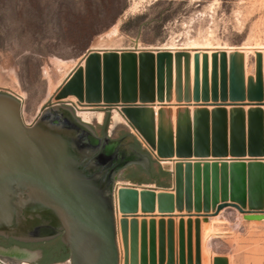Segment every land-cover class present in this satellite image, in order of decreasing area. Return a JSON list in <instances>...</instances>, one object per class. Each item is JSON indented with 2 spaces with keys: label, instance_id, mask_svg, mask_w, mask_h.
I'll return each mask as SVG.
<instances>
[{
  "label": "water",
  "instance_id": "obj_1",
  "mask_svg": "<svg viewBox=\"0 0 264 264\" xmlns=\"http://www.w3.org/2000/svg\"><path fill=\"white\" fill-rule=\"evenodd\" d=\"M137 51L142 53L139 57L135 54ZM137 51L89 49L82 57L83 61L87 60L85 68H81L82 63L78 64L71 86L68 87L67 82L73 74L62 84L60 90H63V96H74L88 103L104 101L111 104L120 100L135 102L140 95L141 102H153L156 99L157 78L158 100L163 101L166 84H171L170 55L158 50L156 60L154 50ZM101 53H105L103 60ZM118 53H122L120 57ZM221 54L225 55V52ZM237 57L235 54L232 59L237 62ZM216 61L217 56L213 66ZM238 63L239 67L243 66L242 62ZM207 70L205 62V80ZM196 73L197 86L198 70ZM204 83L203 101L207 102L210 98L207 80ZM213 94L216 103L218 97L215 92ZM54 97L28 124L24 121L23 103L18 94L0 89V237L25 244L60 238L68 250L69 264H120L117 212L133 216L137 207L134 200L129 203L121 201L120 210H117L115 185L118 176L129 167L140 166L151 173V159L131 147L135 137L110 108L105 109L109 115L102 137H99L92 127L100 130L107 113L82 114L81 118L77 113L79 108L73 102L54 103ZM230 99L242 101L244 97L231 95ZM177 100L183 102L180 97ZM185 102H191V99ZM220 105L213 104L215 108L211 114L206 108L196 111L193 135L191 128L179 130L182 131L181 142L175 160H172L173 148L164 147L169 161L176 163L174 172L165 169L160 162L163 170L171 176V188L142 187L149 198L144 201V214L154 212L153 193L157 190L175 193V196L160 195V214H173L177 210L180 213L186 211L192 217L191 214L195 213L198 218L195 222L196 264H201L200 217L203 216L206 221L226 208H235L245 221H264V111L261 107L250 108L246 126L243 108L231 109L229 119L225 106L233 104ZM138 107H126L123 113L142 131L131 118ZM245 131H249L250 135L248 145L241 135ZM109 134L114 138L126 137L112 140ZM139 147L149 153L140 144ZM245 156L251 159H242ZM136 187L130 184L125 188L135 190ZM126 218L121 222L124 264H158L154 251L155 222L150 223V260L147 222H142L144 244L140 261L138 222L133 219L129 227ZM192 223L190 219L188 264H193ZM164 225L165 222L161 221L162 239ZM172 226L173 221H169L170 253L167 264H175ZM180 232L184 240L183 220ZM183 247L184 244L180 264H186ZM34 248L38 249H29ZM38 254L41 255L38 263L42 264V253L39 251ZM159 264H164V256ZM215 264H228V261L217 258Z\"/></svg>",
  "mask_w": 264,
  "mask_h": 264
},
{
  "label": "rangeland",
  "instance_id": "obj_2",
  "mask_svg": "<svg viewBox=\"0 0 264 264\" xmlns=\"http://www.w3.org/2000/svg\"><path fill=\"white\" fill-rule=\"evenodd\" d=\"M209 44L211 47L226 48L264 47V0H0V89H9L22 96L23 118L26 123L30 124L35 120L40 108L52 97L50 94L56 92L64 82L66 68L58 67L59 65L56 64L58 61H63L71 66L75 62L77 63L89 49L99 48V46L101 49L108 48V50L130 49L137 51L139 48L153 49L172 45L191 48L194 45H196L195 47H204ZM185 51L192 52L196 49ZM226 56V53L225 55L220 54L213 66V71L212 68L207 70L206 80L209 84L207 90L210 96L207 102L178 101L175 95V70L173 71V84H175L173 86L175 87L172 88L174 94L172 93V100L169 103H162L157 99L153 102L143 103L140 101V95L135 102L120 100L111 104L102 101L88 103L77 97H70V99H74L72 102L77 107H91L92 110L89 111V114L107 113L105 109L108 108L111 109V112H117L116 114L139 144L156 161L162 162L139 133L140 131L117 108L146 105L151 108L164 106L167 108L202 107L208 109L215 108L213 104L222 106L226 103L233 105H227L225 108L261 107L264 111L263 60L261 65V61L255 55H249L248 70H250L248 72L246 71L247 67L238 66L239 60L237 62L234 59L229 61ZM139 75L138 72V77ZM194 76L196 82L197 76ZM202 78L203 80L201 78L200 80L204 83L206 81L204 71ZM191 81L193 95L194 83ZM158 84L156 78L155 88L157 91H159ZM214 92L218 97L216 103H214ZM231 95L243 96L244 99L232 101ZM251 96H259V98L254 99ZM80 117L82 118V116ZM176 132L174 133L175 140ZM236 133L240 134V131H236ZM241 135L244 136L246 145H248L249 131H245ZM262 136L264 139V131ZM242 159L251 158L245 156ZM168 164L163 163L165 169L169 167ZM169 177L163 182V185L172 184V179ZM117 182L115 186H118L114 195L119 188L133 184L124 179H118ZM139 186L142 185L137 184V188L142 189ZM143 186L160 188L161 185L145 183ZM114 199L116 209L120 210L116 196ZM139 211L133 216L117 212L118 247L122 256V264H124L125 249L121 222L125 217H127L129 227L133 219L138 222L140 261L144 244L142 222H147L146 237L149 260L152 251L150 223L151 221L155 222V259L159 264L160 259L164 256V264H167L170 253L168 223L173 220L169 219L165 222L164 219L158 221L152 219L155 217L153 214H160L159 211H154L155 213L152 214H144L142 210ZM177 212L180 214L178 215L180 218L187 216L189 219L186 222L184 219L179 222L173 221L172 228L178 223L179 232L176 245L173 230L172 250L175 264H180L182 244H184V256L186 264H188V221L192 217H197L194 216L195 213L189 217L186 211ZM138 214H143V219L138 220ZM160 215L162 218L164 217L163 214ZM168 216L172 217L173 215ZM197 219L195 221L191 219L193 222V264H196L195 222ZM199 219L200 228L202 224L209 225L210 223V226H203L202 234L200 229L201 264H215L217 258L227 259L228 264H264V222L248 225L243 219V215L235 208H226L218 216H210L206 221L203 216ZM182 220L184 221V240L181 239L180 232ZM161 221L165 222L164 239L160 236ZM156 225L159 227L158 234H156ZM185 226H187V230H185ZM193 230L195 232L194 247ZM203 234H205L204 249L202 248ZM128 246L130 247V242ZM13 248L27 251L29 255H25V257L12 254L0 255V264H39L41 255L38 254L39 250L36 248L29 249L16 245L0 246V249L6 250ZM49 264H69V259Z\"/></svg>",
  "mask_w": 264,
  "mask_h": 264
},
{
  "label": "bare ground",
  "instance_id": "obj_3",
  "mask_svg": "<svg viewBox=\"0 0 264 264\" xmlns=\"http://www.w3.org/2000/svg\"><path fill=\"white\" fill-rule=\"evenodd\" d=\"M116 32H117V30H116ZM196 45L198 46V44H196ZM196 45H194L191 48L176 47L175 45H172V46H164L161 48H153V49L149 48V49H147V50H154L155 51V53H153V54H154L156 60H157V57L159 55L158 52H160L158 50H164L161 53L168 52V54L171 57V68H170L171 69V81H170L171 84H170V86H168L166 84V87H165L164 92H163V98L164 99H163V101H161L162 103H164V102L169 103L172 100V95L174 94V90L172 92V88L175 86H176V90H175L176 99H178L180 97V99L182 98V101L185 102L186 99L190 98L191 102H194V101L202 102L204 100V83L201 80H203L202 77H203L205 62L208 65V69L210 70L212 68V71H213V60H214L215 56L220 57V54L222 52L226 53V55H227L226 57L229 61L236 54L238 56L237 60L242 62L243 66L247 67L246 71H248V72L250 70V69L248 70L249 55H253V56L255 55L256 58L261 61V65H262V60H263V64H264V47L263 46H256V47L242 46V47H237V48H234V47L233 48H226V47H213V46L211 47L210 46L211 44H209V46L207 45L204 47L203 46L202 47H195ZM188 49H196V51H192V52L185 51ZM92 50H108V48L107 49L106 48L101 49L99 46V48L94 47V48H92ZM127 50H130V49H127ZM138 50H146V49L139 48ZM109 51H111V50H109ZM183 52H187V53H183ZM121 54L122 53H118L119 57L121 56ZM135 54L137 57H139L142 53L140 51H137ZM100 55H101V59L103 60L105 53H101ZM86 61L87 60L83 61V59L81 58L77 63L75 62L71 66H68V64H66L63 61H58L56 64L59 65L58 67H65L66 68V73L64 74V77H63V80L65 81L71 74H73V72L77 68L78 64L82 63L81 68L84 69ZM245 63H246V65H245ZM174 70L176 73V85L173 84V77H174L173 71ZM197 70H198V85L196 86V82H195L193 77H195L194 75L197 74L196 73ZM192 74H193V77H192ZM178 75L180 77H178ZM74 76H75V73L68 80V82H67L68 87L71 86L72 81L74 79ZM192 78H193V83H194L193 95H192L191 86H190V80H192ZM200 78H201V80H200ZM63 80H61V81H63ZM246 82H248V81H246ZM62 84L60 85L58 90L56 92H54L55 94L52 93L53 90L51 91L52 94H50V96H53V95L55 96L53 99L54 103H56L58 101H64V102L69 103V101L72 102L74 100V99L72 100V98L70 99V97H74V96H66V97L63 96V94H62L63 90H60L62 87ZM173 85H175V86H173ZM155 97L158 100V92L157 91H156ZM197 98H199V99L196 100ZM48 99H49V97H48ZM158 101H160V100H158ZM102 102L105 103L104 101H102ZM78 108H79L78 114H79V116H82V118H83L82 114H89V111L92 110L91 107H81V108L78 107ZM197 108L198 109L196 111L202 109V107H200V108L197 107ZM117 109L119 111H122V113H123V111H124V109H126V107H124V108L120 107ZM231 109H233V108H231ZM231 109L229 112L227 111L229 119H230ZM248 110L247 111L244 110L245 115H246V126L248 124L247 123ZM196 111H194L193 109H191V111H190L189 107H187V108H184V107L167 108L164 106L163 107L159 106V107L151 108L149 106L142 105V106H139L138 108H136V110L134 112V116H131V118L137 124V126L141 128L142 131H140L139 133L142 135V137L147 141V143L154 150L155 155H157V157H159L162 160L161 163L162 164L163 163H169L168 164L169 167H167V168H169L170 170L175 172L176 163H175V161H169V159L167 158V156L169 154L164 152V151H166L164 147L166 146L167 149L168 148L171 149V147L173 148L174 159H172V160H175L177 158V156L179 155L177 147H178V144H180V142H181L180 135H181L182 131H179V130L191 128L192 135H193ZM211 112L212 111H209L210 114H211ZM126 119L128 121H130L129 118L126 117ZM175 131H177L176 132V140L174 138ZM185 132H187V131H185ZM147 188H150V187H147ZM145 193L146 192L143 189H140L137 187L135 190H127V188H119L117 190L115 196L118 200L119 206H120L121 201H126V203H129L130 200H134L135 202H133V203L137 207L136 208L137 209L136 213H137L139 210H142L144 208L143 207L144 203H145L144 201H146L148 198L146 196L147 194H145ZM153 194H154L153 200H154V209H155L154 211H159V212L161 209L160 208V195L172 194L173 196H175V193H172L169 191H160V190L155 191ZM139 207H141V209H139ZM190 219H192V218H190ZM200 241H201V239H200ZM204 243H205V234L202 235V248L203 249H204ZM4 254L5 255L6 254H12L15 256H19V257H20V255H22L25 257V255H29V252L21 251L18 248H13L11 250L0 249V255H4ZM16 258H18V257H16ZM120 264H122V256L121 255H120Z\"/></svg>",
  "mask_w": 264,
  "mask_h": 264
},
{
  "label": "flooded vegetation",
  "instance_id": "obj_4",
  "mask_svg": "<svg viewBox=\"0 0 264 264\" xmlns=\"http://www.w3.org/2000/svg\"><path fill=\"white\" fill-rule=\"evenodd\" d=\"M106 112H107V116L105 117L104 122L101 123L100 130H97L95 127H92L94 131H96L99 137H102V134H103V131L106 125L107 117L109 115V111H106ZM108 131H110V126L108 128ZM124 137L126 136H117L116 138H114L110 135V138L112 140H122ZM131 147L134 148L136 151L144 153L151 159V165H152L151 173H147L140 166H132L124 170L118 176V179H124L125 181L132 182L135 185L137 184L142 185L139 187H150L151 188V186H143L145 183H150V184H155V185L163 184V182L167 179L168 176H170V174L168 175L163 174V172L165 171L163 170L161 163L156 161L149 153L141 150L139 147L138 141L135 138H134V142L131 144ZM156 165H158V167ZM116 189H117V186H116ZM0 244L8 245V246L16 245V246L26 247V248L37 247L39 251L42 253V258L44 256V250L53 249L54 251L52 252V255L60 257L63 254V251L66 249V247L62 244L60 238H56L49 242L25 244V243L14 241L12 239H5L3 237H0Z\"/></svg>",
  "mask_w": 264,
  "mask_h": 264
},
{
  "label": "crops",
  "instance_id": "obj_5",
  "mask_svg": "<svg viewBox=\"0 0 264 264\" xmlns=\"http://www.w3.org/2000/svg\"><path fill=\"white\" fill-rule=\"evenodd\" d=\"M192 77H193V74H192ZM194 78V77H193ZM193 78H192V81H193ZM191 109H193L194 111H196L198 108H196V107H191ZM191 109L189 108V110L191 111ZM214 108H208V110L209 111H212ZM230 109L231 108H229V107H227L226 108V110L229 112L230 111ZM245 111H247L248 110V108H245L244 109ZM169 178H171V176L169 177ZM157 185H161L160 186V188H163V187H165L164 189H170V185H172V184H166V185H163V184H157ZM151 187H153V186H151ZM157 212V211H156ZM142 215L143 214H138V220L139 219H143L142 218ZM155 217L154 218H152V219H154V220H159V219H164L165 221L166 220H173L174 222H175V220H177V222H179V220H181V219H184L185 220V222L189 219L187 216H185L184 218H180L178 215H180V214H178V212H177V210L174 212V214H163V218H162V216L160 215V214H157V213H155V214H153ZM168 215H173L172 217L171 216H168ZM183 215H186V214H183ZM195 217H192V220L193 221H195ZM212 219V218H211ZM246 222V224H260V223H262V222H264V221H245ZM203 226H210V223H209V225H204V224H202L201 225V234H202V228H203ZM158 229H159V227H158V225H156V234H158ZM173 230H174V234H175V242H176V245H177V241H178V232H179V224L177 223V225H175L174 226V228H173ZM185 230H187V226H185ZM194 234H195V232H194V230H193V247H194V242H195V238H194ZM217 234H219V233H217Z\"/></svg>",
  "mask_w": 264,
  "mask_h": 264
},
{
  "label": "trees",
  "instance_id": "obj_6",
  "mask_svg": "<svg viewBox=\"0 0 264 264\" xmlns=\"http://www.w3.org/2000/svg\"><path fill=\"white\" fill-rule=\"evenodd\" d=\"M164 175H168V173L166 172H163ZM54 250L51 249V250H44V256H43V259H42V264H49V263H54V262H60V261H64L68 258L69 256V253H68V250L65 249L63 251V254L60 256V257H57V256H53L52 255V252ZM67 251V252H66Z\"/></svg>",
  "mask_w": 264,
  "mask_h": 264
},
{
  "label": "built area",
  "instance_id": "obj_7",
  "mask_svg": "<svg viewBox=\"0 0 264 264\" xmlns=\"http://www.w3.org/2000/svg\"><path fill=\"white\" fill-rule=\"evenodd\" d=\"M19 96V98H20V100H22V97L20 96V95H18ZM78 113V112H77Z\"/></svg>",
  "mask_w": 264,
  "mask_h": 264
}]
</instances>
